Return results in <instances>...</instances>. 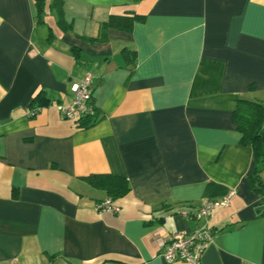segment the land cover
<instances>
[{"label": "crops", "instance_id": "crops-1", "mask_svg": "<svg viewBox=\"0 0 264 264\" xmlns=\"http://www.w3.org/2000/svg\"><path fill=\"white\" fill-rule=\"evenodd\" d=\"M61 1L66 30L34 0H0V264H186L159 243L231 192L201 264H264V196L231 119L264 98V0ZM130 10V32L91 40ZM86 74L102 118L79 128L57 106ZM95 174L130 191L111 200ZM108 199L117 213L97 208Z\"/></svg>", "mask_w": 264, "mask_h": 264}, {"label": "trees", "instance_id": "trees-1", "mask_svg": "<svg viewBox=\"0 0 264 264\" xmlns=\"http://www.w3.org/2000/svg\"><path fill=\"white\" fill-rule=\"evenodd\" d=\"M141 0H133L137 3ZM37 19L42 22V15L46 10L53 13L57 18V24L66 30L69 28L63 18V7L61 0H52L48 4L47 0H34ZM141 16L133 10L127 15H110L109 18L100 24L99 34L91 40L103 41L106 39V31L109 28L130 32L135 21H140ZM39 101L44 97L37 96ZM91 105L92 112L77 118L74 123L76 127L88 128L97 123L102 115L94 106L93 95ZM35 112V111H32ZM231 119L239 133V144L247 145L253 154L254 167L249 176V184L258 195L264 196V185L260 179V172L264 169V98L261 100L239 98L231 114ZM90 186L102 191L111 200L119 199L130 191V186L126 178L112 174H95L85 178Z\"/></svg>", "mask_w": 264, "mask_h": 264}, {"label": "built area", "instance_id": "built-area-1", "mask_svg": "<svg viewBox=\"0 0 264 264\" xmlns=\"http://www.w3.org/2000/svg\"><path fill=\"white\" fill-rule=\"evenodd\" d=\"M92 83V75L86 74L73 86L71 102L57 106L62 119L75 121L92 112ZM232 194L233 192L218 200H205L193 213L182 212L183 216L197 221L198 226L192 233H176L167 242L161 241L159 245L163 247V259L168 263L182 261L186 264H201L203 253L213 240L214 231L209 225L210 217L216 209L229 205ZM97 208L110 213H117L119 210L109 199L97 204Z\"/></svg>", "mask_w": 264, "mask_h": 264}]
</instances>
